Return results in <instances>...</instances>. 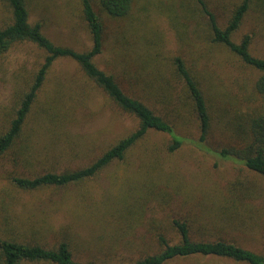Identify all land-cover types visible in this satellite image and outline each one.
<instances>
[{
	"label": "rangeland",
	"instance_id": "obj_1",
	"mask_svg": "<svg viewBox=\"0 0 264 264\" xmlns=\"http://www.w3.org/2000/svg\"><path fill=\"white\" fill-rule=\"evenodd\" d=\"M185 1L134 0L130 15L120 20L110 18L96 6L107 27L106 45L98 63L110 69L117 57L133 75L142 72L141 55L147 42H139L147 34L163 52L162 63L172 62L174 56L185 61L217 110L226 108L231 115L245 114L259 98L256 81L260 73L225 47L194 36V23L182 19L181 4ZM27 3L31 20L41 21L45 33L56 43L79 50L92 46L80 0H27ZM229 15L230 6L217 10L222 27ZM8 16L9 7L0 0V25ZM245 34L253 38L252 52L264 57V3L260 0H252L234 40L240 42ZM43 60L44 52L31 43L18 45L0 57V124L9 111L14 75L21 74L22 84L25 77L29 78V71ZM146 71L150 72V68ZM167 76L165 90L146 92L151 96L148 103L158 112L162 109L178 117L176 126L184 137L180 149L169 152L171 137L153 131L128 159L114 162L82 185L65 191L54 188L20 191L12 185L11 175L29 176L55 168L89 165L138 125L133 115L122 111L86 79L76 62L59 59L34 109L36 113L39 106L48 102L52 115L57 114L56 124L39 125L34 114L29 126V132H34L33 141L43 152L29 161L15 160L13 153L0 156V226L13 223L14 231L22 237L48 244L72 236L83 246L76 256L84 261L96 260L98 264L104 261L120 264L130 257H140L145 249L156 251L154 234L170 233L172 220L177 218L189 219L195 228L200 227L198 235L225 238L264 253V177L250 171L235 156L225 158L217 154L224 147L240 143L241 133L225 125L219 118L222 113L219 110L207 149L199 148L196 141L200 130L189 93L171 70ZM126 83L122 82L125 88ZM59 97L60 100L49 102ZM177 100L181 103L174 106ZM127 199L130 208L122 204ZM226 206L233 207L232 220L222 218ZM116 237L135 240L139 251L128 258L126 249L124 252L121 248L95 246L109 244ZM166 264L245 263L207 256L176 259Z\"/></svg>",
	"mask_w": 264,
	"mask_h": 264
},
{
	"label": "trees",
	"instance_id": "obj_2",
	"mask_svg": "<svg viewBox=\"0 0 264 264\" xmlns=\"http://www.w3.org/2000/svg\"><path fill=\"white\" fill-rule=\"evenodd\" d=\"M2 1L9 7V16L0 25V57L6 56L18 45L31 43L44 52V60L38 67L29 71V78L25 77L22 84L19 82L21 74L14 75L9 111L0 124V156L13 153L15 160L29 161L43 152L33 141L34 132H29V126L34 114L39 125L56 124L54 121L57 114L52 115L53 111L48 102L39 106L36 113L34 109L59 59L68 58L76 62L89 82L101 89L122 111L133 115L138 120V125L133 131L116 141L89 165L77 169L55 168L29 176L11 175V183L15 188L24 192L46 188L65 191L82 185L98 176L114 162L128 159L134 148L144 142L153 131L166 133L171 137L168 145L169 152L174 153L180 149L184 143V137L176 126L178 117L162 109V112H158L148 103L151 96L147 92L152 94L153 90L154 93H159L166 89L167 75L170 70L184 82V87L189 93L190 105L195 111L200 130L196 145L201 149H207L209 134L218 121L217 112L221 110L219 118L225 121V125H229L231 129L241 134L240 143L224 147L217 154L225 158L235 156L250 171L264 177V57L252 52L253 38L250 34H245L240 42L234 40V34L248 13L252 0H229V4H226L227 0H186L181 4L182 19L186 23L191 22L195 25L194 36L225 47L246 66L260 73L256 81L259 98L255 99L249 111L242 115H231L226 108L217 110L185 61L180 56H174L172 62L162 63L163 52L154 46L155 41H152L147 34L140 37L139 42L140 44L147 42L146 51L141 55L144 64L142 72L133 75L117 57L115 63L109 67L110 69L100 66L97 59L106 45L107 27L96 6L110 18L120 20L130 15L134 0H80L92 41V46L85 50L58 44L50 38L45 33V27L41 21L31 20L27 0ZM260 1L264 3V0ZM229 6L228 22L225 27H222L217 18V10L220 7L227 9ZM182 31L187 33V29ZM149 68L150 72L146 71ZM122 82H127L126 88L123 87ZM57 92H60V87ZM60 99L59 97L49 102ZM179 102L180 100H177L174 106ZM122 204L126 208L131 207L128 199ZM232 208L230 206L223 208L222 218L232 220L235 216V212L231 211ZM11 220H14V217ZM4 221L7 222V215ZM12 224L0 226V264H98L96 260L84 261L76 256L83 251V246L71 239L72 236L63 237L53 244H48L22 237L14 231ZM171 229L170 233L158 231L154 234L156 251L149 252L145 249L140 257L136 259L130 257V260L120 264H166L176 259L207 256L229 259L234 263L264 264V253L225 238L210 239L202 234L198 235L197 232L200 233L201 228L198 226L195 228L189 219L172 220ZM134 242L135 240H123L116 237L109 244L96 243L95 246L106 247L109 250L121 248L124 252L126 249L129 258L132 253L140 249ZM101 264L117 263L104 261Z\"/></svg>",
	"mask_w": 264,
	"mask_h": 264
}]
</instances>
